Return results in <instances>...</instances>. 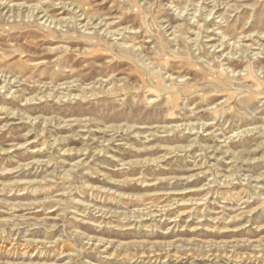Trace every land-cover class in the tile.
Listing matches in <instances>:
<instances>
[{
    "label": "rangeland",
    "instance_id": "374dc122",
    "mask_svg": "<svg viewBox=\"0 0 264 264\" xmlns=\"http://www.w3.org/2000/svg\"><path fill=\"white\" fill-rule=\"evenodd\" d=\"M0 1V264H264V0Z\"/></svg>",
    "mask_w": 264,
    "mask_h": 264
},
{
    "label": "bare ground",
    "instance_id": "6f19581e",
    "mask_svg": "<svg viewBox=\"0 0 264 264\" xmlns=\"http://www.w3.org/2000/svg\"><path fill=\"white\" fill-rule=\"evenodd\" d=\"M190 1V0H189ZM72 2V1H71ZM56 4H65L63 1L62 2H58V3H56ZM67 5H71V4H68V3H66ZM22 5V4H21ZM172 5V4H171ZM17 6H20V5H17ZM16 6V4H14V3H10V2H5V1H0V10H2L3 12L7 9V11L6 12H8V11H10V9H12V11H13V7H17ZM38 6V5H37ZM68 6V7H69ZM72 6H75V4H72ZM21 7V6H20ZM51 7V6H50ZM58 7V6H57ZM64 7V6H63ZM66 7V6H65ZM76 7H79L80 9H79V12L81 11V14H80V21L81 22H83V21H85L86 19H87V21H86V23L84 24L85 26H88L90 23H91V21H93L94 20V17H92L91 15L89 16L88 14V17H86L85 16V10H84V8L81 6V5H76ZM52 8H53V6H52ZM61 8V7H60ZM63 9V8H62ZM34 11L36 12V13H38V15H39V18H44V20L42 21V22H40V23H46V22H51V23H56L57 25H62V23H63V21H66L67 20V18H61L60 17V19H55L54 17H52L51 18V16L50 15H48V13L46 12V10L45 9H41L40 7H34ZM5 12V13H6ZM79 12H78V14H79ZM95 15V14H94ZM180 15V14H179ZM184 15V14H183ZM112 22V21H111ZM187 23V22H186ZM95 24V23H94ZM193 24V23H192ZM181 26V25H180ZM85 29V28H84ZM174 35V34H173ZM247 36H249V35H247ZM245 39H248L247 37H244ZM250 38V37H249ZM257 40H264V35H262V36H259V39H257ZM236 42V41H235ZM238 46V45H237ZM234 48V47H233ZM253 48V47H252ZM243 49V48H242ZM214 50V49H213ZM220 50V49H219ZM230 50V49H229ZM216 51V50H215ZM248 57V56H247ZM249 68V67H248ZM12 74L13 75V77H12V79L14 78V80H17V78H19V76L20 75H16V74H14V73H12V72H7V71H5L3 68H1L0 67V79L2 78V77H5V81H10L11 79V76L12 75H6V74ZM22 77V76H21ZM21 79V78H20ZM151 80V79H150ZM18 82V81H17ZM151 82V81H150ZM152 82H153V80H152ZM104 84V83H103ZM154 84V83H153ZM155 85V84H154ZM59 86L60 87H65V88H69L70 86H71V83H69V82H64V83H61V84H59ZM179 89V88H178ZM167 93H168V91H167ZM3 110V109H2ZM5 112V111H4ZM177 126H179V125H177ZM188 126H191V125H188ZM200 126L202 127V128H204L205 126H207V124H204V123H202V124H200ZM180 127V126H179ZM209 128V127H208ZM163 132V131H162ZM262 186V185H261ZM196 205V204H195ZM160 208V211H164V210H166V207H164V206H162V207H159ZM97 209V208H96ZM149 210V209H148ZM158 214V213H157ZM103 240H99V243L98 244H100V245H103V246H105L106 244L105 243H103L102 242ZM105 247H108L107 245L105 246ZM168 259V258H167ZM64 264V263H63ZM65 264H66V262H65Z\"/></svg>",
    "mask_w": 264,
    "mask_h": 264
}]
</instances>
